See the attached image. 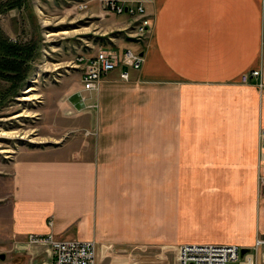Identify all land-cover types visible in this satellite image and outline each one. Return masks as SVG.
I'll return each instance as SVG.
<instances>
[{
    "label": "crops",
    "instance_id": "1",
    "mask_svg": "<svg viewBox=\"0 0 264 264\" xmlns=\"http://www.w3.org/2000/svg\"><path fill=\"white\" fill-rule=\"evenodd\" d=\"M148 11L142 67L111 72L94 95L97 109L81 105V78L63 86L59 111L73 118L70 131L92 135L15 162V238L53 234L152 251L250 249L264 239V0H152ZM256 70L262 88L243 82ZM177 187L217 206L228 222L222 231L192 240L169 231L162 213ZM47 250L20 252L18 264H44Z\"/></svg>",
    "mask_w": 264,
    "mask_h": 264
},
{
    "label": "rangeland",
    "instance_id": "2",
    "mask_svg": "<svg viewBox=\"0 0 264 264\" xmlns=\"http://www.w3.org/2000/svg\"><path fill=\"white\" fill-rule=\"evenodd\" d=\"M104 1L0 0V264H18L20 252L48 249L43 244H31L37 234H30L24 241L13 236L11 173L15 162L31 152L57 150L82 135H92L70 131L73 118L59 111L61 103L68 100H62L63 86L81 78L77 92L81 105L85 110L97 109V93L83 91L82 60L100 51H130L144 58L139 51L145 47L151 30L148 7L152 1L147 3L144 18L109 15ZM143 20L149 23L148 32L139 36L136 25ZM10 46L13 49L7 50ZM260 171L257 180L262 193L264 172ZM182 191L178 187L174 190L175 203L165 205L162 213V218L171 223L169 231L181 240L208 239L216 231L221 232V226L228 222L217 213V206L199 200L195 191L188 196ZM180 245L152 251L96 243V264H177ZM258 264H264L261 255Z\"/></svg>",
    "mask_w": 264,
    "mask_h": 264
},
{
    "label": "built area",
    "instance_id": "3",
    "mask_svg": "<svg viewBox=\"0 0 264 264\" xmlns=\"http://www.w3.org/2000/svg\"><path fill=\"white\" fill-rule=\"evenodd\" d=\"M150 1L152 0H105L104 9L109 15L144 18L147 3ZM148 26L147 20L138 22L137 35L146 36ZM82 62L83 91L93 94L98 92L100 84L118 67L139 70L144 63V58L130 51L122 54L114 51H100ZM121 79L128 81L129 74L123 71ZM251 79L257 80V85L263 87L259 70L243 76L244 83H250ZM260 143L264 148V131L261 134ZM260 161H264V151H261ZM31 244H43L48 247L50 260L44 264H96L97 247L96 242L93 241H64L49 234L44 237L33 236ZM263 248L264 239L260 238L244 254L243 248L236 245L183 244L178 247L176 261L177 264H258V256Z\"/></svg>",
    "mask_w": 264,
    "mask_h": 264
},
{
    "label": "trees",
    "instance_id": "4",
    "mask_svg": "<svg viewBox=\"0 0 264 264\" xmlns=\"http://www.w3.org/2000/svg\"><path fill=\"white\" fill-rule=\"evenodd\" d=\"M11 48L13 49V47L10 46V47L7 48V50H8V49H11Z\"/></svg>",
    "mask_w": 264,
    "mask_h": 264
},
{
    "label": "water",
    "instance_id": "5",
    "mask_svg": "<svg viewBox=\"0 0 264 264\" xmlns=\"http://www.w3.org/2000/svg\"><path fill=\"white\" fill-rule=\"evenodd\" d=\"M246 252V250H243V254Z\"/></svg>",
    "mask_w": 264,
    "mask_h": 264
}]
</instances>
